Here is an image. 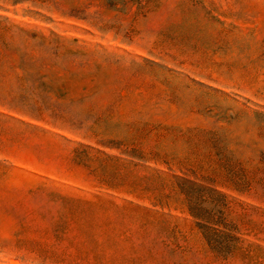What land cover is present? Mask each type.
Here are the masks:
<instances>
[{"label":"rangeland","instance_id":"rangeland-1","mask_svg":"<svg viewBox=\"0 0 264 264\" xmlns=\"http://www.w3.org/2000/svg\"><path fill=\"white\" fill-rule=\"evenodd\" d=\"M180 180L264 249V0H0V264H218Z\"/></svg>","mask_w":264,"mask_h":264},{"label":"trees","instance_id":"trees-1","mask_svg":"<svg viewBox=\"0 0 264 264\" xmlns=\"http://www.w3.org/2000/svg\"><path fill=\"white\" fill-rule=\"evenodd\" d=\"M143 10V6L136 5V14H144L145 11ZM77 149L73 151L74 159H80L81 157H85L84 154H88L85 149L82 152H78ZM101 159L102 167L114 164L115 166H113L112 170L118 169V159L106 155H101ZM140 181V179L133 177V180L128 183L131 193L139 190ZM101 182L106 184L110 181L105 179V181L101 180ZM111 186L110 188H114L116 185ZM175 188L177 191V184H175ZM178 190L183 197L187 214L193 219L195 226L200 230L208 250L213 253L218 264H250L254 260L255 253L264 255V249L258 246L247 245L245 247H238L240 240L235 236V230L227 221L229 202L223 194L211 186L186 180H180ZM69 201H78L84 206L92 205L85 201H79V199H70ZM66 232L59 229L53 230L51 232L54 240L52 247L44 248L38 246L32 249L33 252L43 257L50 256L52 258L51 261L55 263L80 264L86 252L83 249H78V247L73 246L71 243L62 245V242L67 238ZM234 256H238L239 261L236 263L233 261ZM98 257L99 255L94 254L93 258ZM131 260L128 259L126 261L129 264H134V262L135 264L140 263L139 258L135 257V259ZM256 264L261 263L258 261Z\"/></svg>","mask_w":264,"mask_h":264}]
</instances>
